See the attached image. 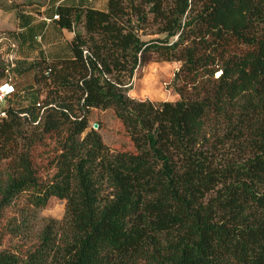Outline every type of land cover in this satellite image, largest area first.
<instances>
[{"label": "trees", "instance_id": "16d2710c", "mask_svg": "<svg viewBox=\"0 0 264 264\" xmlns=\"http://www.w3.org/2000/svg\"><path fill=\"white\" fill-rule=\"evenodd\" d=\"M93 1L50 0L37 12L75 32L70 57L9 70L0 56V85L8 71L15 85L0 108V162L24 171L0 176V219L19 210L5 230L23 244L3 248L0 235V264H264V0H175L174 10ZM159 5L164 36L145 41L143 9ZM17 18L19 48L38 44L43 23ZM153 60L180 64L177 101L129 97ZM92 110L114 112L92 118L122 152L89 130ZM51 143L54 173L41 183L32 150ZM52 198L66 201L64 218L33 238Z\"/></svg>", "mask_w": 264, "mask_h": 264}, {"label": "rangeland", "instance_id": "374dc122", "mask_svg": "<svg viewBox=\"0 0 264 264\" xmlns=\"http://www.w3.org/2000/svg\"><path fill=\"white\" fill-rule=\"evenodd\" d=\"M4 3H14L15 9L10 11H14V13H8L9 11L0 12V39L3 38L4 41H1L2 47H0V55L5 54L8 51L9 43L19 44V31L16 29V23L18 21L19 13H34L35 15L41 16V14L37 13L42 9H46L50 6V0H2ZM165 6L171 9V6L175 5V0H166ZM92 6L97 9L104 10L107 7V0H94ZM161 5L157 6V14L150 13V7L145 6L144 11L148 14V20L146 23H141V36L143 40H155L163 37L160 32L167 26V14L165 12L160 11ZM174 10V8L172 9ZM38 41V40H37ZM41 45H43V41L41 39ZM63 52L67 54V57L70 56V48L66 49L65 44L62 45ZM25 50V49H24ZM53 51V49L51 50ZM26 61H32L37 56L30 49H26V52L23 53V50L18 52ZM179 63H165V62H157L151 61L148 64L142 66L139 71H137L134 75V78L131 83V91L128 93L129 97L139 101H152V102H174L180 99V96L176 90L175 86V75L179 70ZM30 79V78H29ZM31 84L30 81H27V85ZM30 86L27 87V91H30ZM45 97V94L42 93V99ZM29 104V100H22L20 105L22 107L27 106ZM7 103L0 105L1 107H6ZM108 112L113 111H98L92 110L88 117L89 122V130H96L102 137V140L108 143L104 144L108 146L113 152H122L112 146L111 143L115 140L110 136V134L103 133L102 134V126L97 122V120L92 118L93 114H107ZM114 113V112H113ZM98 126V127H95ZM124 128V127H123ZM221 128V126H220ZM125 134L128 136L126 131ZM103 135V136H102ZM104 138V139H103ZM129 138V136H128ZM130 139V138H129ZM49 144L50 141H47ZM54 147V143H51V146L39 145L33 152V162L37 169V175L41 183H45L49 176L53 175L54 169L49 165V161L53 159L54 153L52 151ZM132 152H135V148L132 144L131 148ZM7 172H12L14 175H23V170L18 166L16 160L2 161L0 162V176L5 175ZM25 199L23 198L20 204V208L25 207ZM66 209V201H61L56 198H52L48 204V206L42 210L39 214V219L37 223L33 226L32 236L33 238H37L39 232H41L46 220H55L61 222L65 215ZM19 210H8L4 216V218L0 219V235L4 237L3 240V248H9L14 250L16 246H22L23 244L19 239H14L10 235L7 234L6 226L11 219L14 217H18ZM21 243V244H20ZM29 248V244L25 245L23 251H26Z\"/></svg>", "mask_w": 264, "mask_h": 264}, {"label": "crops", "instance_id": "0c3cea01", "mask_svg": "<svg viewBox=\"0 0 264 264\" xmlns=\"http://www.w3.org/2000/svg\"><path fill=\"white\" fill-rule=\"evenodd\" d=\"M44 11L45 9H42L40 10V13H43ZM28 14L35 15L34 13H28ZM35 17L37 18V21H36L37 23H43V25L45 26V30H44L43 38H42L43 45H41V39L39 38L38 44L35 43L33 45L32 44L30 45L29 43H26V44L23 43L21 45L20 50H23V53H25L26 49H29V50L31 49L34 52V54L37 56V58H35L34 60L39 59L40 57H45L47 59L66 58L67 54L63 52L62 45L65 44L66 49L70 48V42L74 38L75 32L70 31L68 29L60 28L57 21H52L48 23L49 20H46L45 16L39 17L35 15ZM18 25L19 24L17 21L16 29L17 31H20ZM52 49L53 51H51ZM40 50H43L44 53L41 54ZM19 56H20L19 57L20 62L26 61L25 55H24V58H22L20 54ZM70 56H71V52H70Z\"/></svg>", "mask_w": 264, "mask_h": 264}, {"label": "built area", "instance_id": "2783aa9c", "mask_svg": "<svg viewBox=\"0 0 264 264\" xmlns=\"http://www.w3.org/2000/svg\"><path fill=\"white\" fill-rule=\"evenodd\" d=\"M59 20L58 16L54 17V21ZM51 21L49 20L48 23H50ZM4 41L3 38L0 39V47H2L1 45V41ZM8 51L2 55H0L2 57V60L8 64V69H14L16 67L17 62L19 61L18 58V52H19V46L16 43H9L8 44ZM8 73V78H7V82L3 83L2 85H0V103L4 104L7 99L9 97H11L12 95L15 94V85H14V80L13 77L10 76L9 71ZM38 107H40V105H38ZM1 116H5L4 113H2Z\"/></svg>", "mask_w": 264, "mask_h": 264}, {"label": "water", "instance_id": "95a60500", "mask_svg": "<svg viewBox=\"0 0 264 264\" xmlns=\"http://www.w3.org/2000/svg\"><path fill=\"white\" fill-rule=\"evenodd\" d=\"M95 127H98V126H95Z\"/></svg>", "mask_w": 264, "mask_h": 264}]
</instances>
